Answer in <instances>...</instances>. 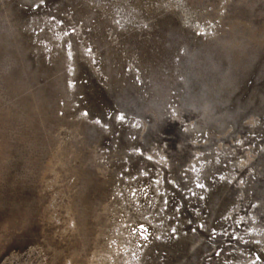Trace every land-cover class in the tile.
<instances>
[{"label": "rangeland", "instance_id": "rangeland-1", "mask_svg": "<svg viewBox=\"0 0 264 264\" xmlns=\"http://www.w3.org/2000/svg\"><path fill=\"white\" fill-rule=\"evenodd\" d=\"M0 264H264V0H0Z\"/></svg>", "mask_w": 264, "mask_h": 264}, {"label": "snow or ice", "instance_id": "snow-or-ice-1", "mask_svg": "<svg viewBox=\"0 0 264 264\" xmlns=\"http://www.w3.org/2000/svg\"><path fill=\"white\" fill-rule=\"evenodd\" d=\"M119 119H121V120H122V119H123V117L121 116V117H119ZM97 122L99 123V121H97ZM141 228H143V226H142V225H141Z\"/></svg>", "mask_w": 264, "mask_h": 264}]
</instances>
